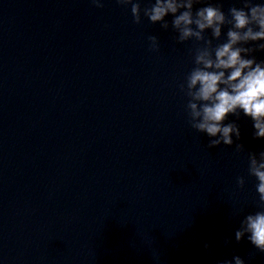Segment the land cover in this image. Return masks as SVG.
<instances>
[{
	"label": "clouds",
	"instance_id": "clouds-1",
	"mask_svg": "<svg viewBox=\"0 0 264 264\" xmlns=\"http://www.w3.org/2000/svg\"><path fill=\"white\" fill-rule=\"evenodd\" d=\"M97 8H103L102 0H91ZM203 0H154L143 9V16L152 24L160 23L169 28L166 16L172 15L171 28L177 42H197L193 55V67L187 73L180 90L187 97L188 123L197 132L206 133L211 139L208 147L221 144L233 145V136L240 139L241 132L235 122L225 124L231 115L242 111L253 121L256 139H264V60L257 61V51L264 52V3L255 0H239L242 7L232 6L227 13L220 3L194 9ZM131 5L136 24L141 23L139 0H116ZM227 26L226 33L223 32ZM211 33V38L205 33ZM225 36L222 43L214 44ZM151 50H159L158 37L149 36ZM238 150L242 144H236ZM248 174L258 181V208L244 216L235 231L240 242L245 236L260 253H264V151L249 154ZM244 177L237 178V186L243 189ZM207 248L208 246L205 245ZM254 256V255H253ZM221 264H245L240 256Z\"/></svg>",
	"mask_w": 264,
	"mask_h": 264
}]
</instances>
